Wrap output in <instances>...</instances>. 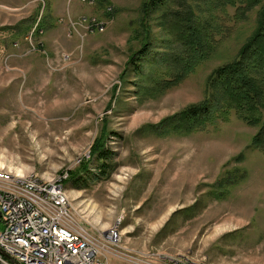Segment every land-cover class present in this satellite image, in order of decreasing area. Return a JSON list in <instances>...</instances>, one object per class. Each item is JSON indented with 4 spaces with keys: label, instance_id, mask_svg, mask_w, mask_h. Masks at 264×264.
Returning <instances> with one entry per match:
<instances>
[{
    "label": "rangeland",
    "instance_id": "rangeland-1",
    "mask_svg": "<svg viewBox=\"0 0 264 264\" xmlns=\"http://www.w3.org/2000/svg\"><path fill=\"white\" fill-rule=\"evenodd\" d=\"M144 1L101 0L86 7L78 0H0L13 6L0 3V29L18 23L11 31L15 37L1 39L0 31V171L19 180L36 175L42 183L66 171L80 174L85 180L78 184L62 182L77 221L100 238L116 230L127 252L149 253L161 264H264V155L247 149L257 129L234 112L226 122L184 136L142 128L203 100L207 77L237 57L256 27L259 6L202 13L219 28L214 53L177 87L141 100L131 69L123 79L121 74L139 48L130 39ZM62 5L66 24L79 14L103 17L107 6L115 12L83 42L71 34L58 61H52L34 34L23 42L21 34L36 21L30 20L31 7L42 26ZM151 30L153 53H163L159 41L165 34L155 20ZM63 53L70 58L65 61ZM101 132L109 134L106 149L113 152L109 178L90 154ZM232 171L243 173L244 180L224 198L215 196L213 186ZM106 256L110 264H125Z\"/></svg>",
    "mask_w": 264,
    "mask_h": 264
},
{
    "label": "trees",
    "instance_id": "trees-1",
    "mask_svg": "<svg viewBox=\"0 0 264 264\" xmlns=\"http://www.w3.org/2000/svg\"><path fill=\"white\" fill-rule=\"evenodd\" d=\"M194 1V5L187 0H146L141 3L130 39L137 42L139 48L131 53L121 74L123 79L131 69L138 81L135 94L141 100L157 99L177 87L214 53L219 28L212 18L202 13L229 6H239L238 11L244 12L259 6L256 27L239 49L237 57L214 69L207 77L202 101L142 128L162 136H184L205 131L219 121L226 122L234 112L244 124L257 129L247 149L264 155V0ZM154 20L165 34L159 41L164 47L163 53H153L151 23ZM37 29L38 23L33 33ZM116 88L114 86V90ZM101 133L90 154L97 162L99 173L109 178L114 170L113 152L106 149L109 134ZM242 159L243 153L235 158L238 162ZM87 167H83V173L88 175L90 170ZM242 174L232 171L218 180L213 186V194L224 198L229 187L244 180ZM68 179L76 184L85 180L75 172L68 173Z\"/></svg>",
    "mask_w": 264,
    "mask_h": 264
},
{
    "label": "built area",
    "instance_id": "built-area-1",
    "mask_svg": "<svg viewBox=\"0 0 264 264\" xmlns=\"http://www.w3.org/2000/svg\"><path fill=\"white\" fill-rule=\"evenodd\" d=\"M95 7L101 0H78ZM104 16L79 14L68 17V37L75 34L81 42L98 34L113 15L106 7ZM62 21V19H61ZM63 22V21H62ZM66 61L69 54H62ZM68 177L62 172L52 184H41L34 176L16 182L9 176L7 186H0V264H110L106 255L125 264H161L149 253L127 252L122 237L113 229L96 237L81 225L61 197V184ZM167 264H188L172 261Z\"/></svg>",
    "mask_w": 264,
    "mask_h": 264
},
{
    "label": "crops",
    "instance_id": "crops-1",
    "mask_svg": "<svg viewBox=\"0 0 264 264\" xmlns=\"http://www.w3.org/2000/svg\"><path fill=\"white\" fill-rule=\"evenodd\" d=\"M0 3H1V5H4L6 7H12L13 8L12 5H8V4L2 3V2H0ZM14 7L22 8L24 6L17 5V6H14ZM31 8H32L31 9L32 10V14H31L32 17H31L30 20L36 18L35 19L36 21H35V23L32 24V26L29 29H26L23 32V35L21 34V38L23 37L22 38V42L24 40H26L28 35L33 34L34 27H36L37 26L36 24L38 23V29L34 32V38L36 39V44L40 45L39 47L43 46V47H47L48 48L49 53L51 55L49 60L58 61L59 54H60V52L64 51V46L68 43V38H69L68 37L67 24L65 22L61 21V19H63V16H62L63 5L46 23L42 24V26H41L42 18L39 20V22H37L38 19H39V12L35 13V10H37V9H34V8H36V6L35 7H31ZM28 21H29V19H28ZM24 22H27V21H24ZM16 25L18 26V23L14 24V25H4V24H2L1 25L2 29H0V31H3L2 34H1V39H6V38L13 37L15 32H11V31L14 30L15 28H17ZM5 26H8V27H5ZM17 42L20 43L18 40H17ZM21 46H22V44H21ZM13 48L19 49V47H13ZM15 56L18 57V55H16V54H12V53L10 54V57H15ZM11 74H13V73H11ZM14 74H15V71H14ZM16 77H17L16 74L13 75V78H11L7 82L6 86H9L11 88L12 85L16 82ZM17 87H18V84H16L14 86V88H17ZM177 213L178 212L175 211L172 214V216H174ZM164 226L162 227V229L164 228Z\"/></svg>",
    "mask_w": 264,
    "mask_h": 264
},
{
    "label": "bare ground",
    "instance_id": "bare-ground-1",
    "mask_svg": "<svg viewBox=\"0 0 264 264\" xmlns=\"http://www.w3.org/2000/svg\"><path fill=\"white\" fill-rule=\"evenodd\" d=\"M107 26V25H106ZM99 29V28H98ZM102 29V28H101ZM101 31V30H100ZM0 175H5V176H9L12 180H14V181H16V182H24V179L23 180H19V179H16V178H13V177H11L9 174H7V173H4V172H2V171H0ZM35 178H36V175H35ZM68 178V177H67ZM67 178L65 179V180H67ZM57 179V178H56ZM55 179V180H56ZM40 183L41 184H52L53 183V181L52 182H50V183H42L41 181H40ZM0 186H7V179H5V178H0ZM61 197L64 199V201L67 203V205H68V200H67V197H66V195H65V192H64V190H63V187H62V184H61ZM110 231V230H109ZM113 230H111L109 233H111Z\"/></svg>",
    "mask_w": 264,
    "mask_h": 264
}]
</instances>
